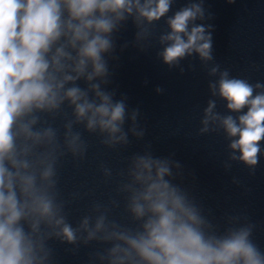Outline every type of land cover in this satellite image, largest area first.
<instances>
[{
	"label": "water",
	"instance_id": "water-1",
	"mask_svg": "<svg viewBox=\"0 0 264 264\" xmlns=\"http://www.w3.org/2000/svg\"><path fill=\"white\" fill-rule=\"evenodd\" d=\"M0 264H264V0H0Z\"/></svg>",
	"mask_w": 264,
	"mask_h": 264
}]
</instances>
